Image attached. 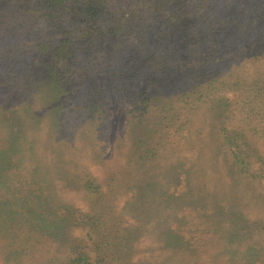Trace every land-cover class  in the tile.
<instances>
[{"label":"rangeland","instance_id":"1","mask_svg":"<svg viewBox=\"0 0 264 264\" xmlns=\"http://www.w3.org/2000/svg\"><path fill=\"white\" fill-rule=\"evenodd\" d=\"M252 243L264 264V0H0V264Z\"/></svg>","mask_w":264,"mask_h":264},{"label":"trees","instance_id":"2","mask_svg":"<svg viewBox=\"0 0 264 264\" xmlns=\"http://www.w3.org/2000/svg\"><path fill=\"white\" fill-rule=\"evenodd\" d=\"M233 140L230 137H227L226 138L227 144H229L230 147L232 148V150L230 151L231 157L235 160L236 157L241 156V154H243V152H242V146L238 145V142L236 140H234V142H233ZM233 165H234V163H233ZM245 170H247L246 169V161H245V159H243V162H240V166L237 167V168L234 167L233 170H232V172H234V173H243V171H245ZM233 212H230V210H228V209L227 210L226 209L225 210L224 209L219 210V214L221 216H226L227 215V218L228 219L233 218V217H236V219L240 220L238 218V215H240V214L238 212H236V211H233ZM229 224L232 226L231 228H229L230 230L228 231L230 233V235L227 234L225 240H224V237L221 236V239L225 243L232 244L233 242H235L237 240V238H239L240 239V242H241V237H243V236L237 233V232H240L241 229L238 228V227L236 228L232 221H229ZM217 228L220 229V227H217ZM219 231H221V230H219ZM233 233L234 234H238L240 236L239 237H236V238H233L232 237L233 236L232 235ZM244 246H246V247L244 249L245 255L243 257H251V259L248 261V264H256V263H258L257 262V256L255 254V251L257 250V245H255L254 243H252V244H245ZM231 251H232L233 255L236 257L237 256V252L235 250H231ZM258 257H259V255H258ZM234 264H238V261H236Z\"/></svg>","mask_w":264,"mask_h":264}]
</instances>
